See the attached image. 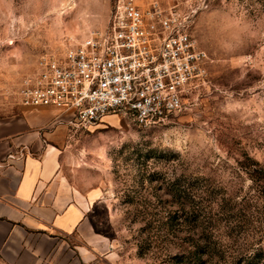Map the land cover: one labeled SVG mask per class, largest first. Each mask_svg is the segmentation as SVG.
<instances>
[{
  "label": "rangeland",
  "instance_id": "1",
  "mask_svg": "<svg viewBox=\"0 0 264 264\" xmlns=\"http://www.w3.org/2000/svg\"><path fill=\"white\" fill-rule=\"evenodd\" d=\"M133 1L185 16L209 58L208 75L176 114L147 127L116 115L71 128L51 124L53 112L42 126L59 152L61 180L85 196L84 215L105 242L93 264H246L259 250L264 260V0ZM115 2L0 0V119L25 110L16 96L21 76L40 57L103 28ZM143 148L176 154L149 160L145 175L199 179L205 191L197 219L166 214L176 204L158 183L140 182L143 171L131 153ZM128 199L155 206L150 230ZM0 264L8 263L0 256Z\"/></svg>",
  "mask_w": 264,
  "mask_h": 264
},
{
  "label": "built area",
  "instance_id": "2",
  "mask_svg": "<svg viewBox=\"0 0 264 264\" xmlns=\"http://www.w3.org/2000/svg\"><path fill=\"white\" fill-rule=\"evenodd\" d=\"M185 16L156 2L116 0L103 28L90 29L21 76L18 104L51 110V124L89 128L105 116L140 127L164 121L207 78L209 58Z\"/></svg>",
  "mask_w": 264,
  "mask_h": 264
},
{
  "label": "crops",
  "instance_id": "3",
  "mask_svg": "<svg viewBox=\"0 0 264 264\" xmlns=\"http://www.w3.org/2000/svg\"><path fill=\"white\" fill-rule=\"evenodd\" d=\"M22 113L0 119V256L8 264H93L105 242L84 215L85 196L61 180L59 152L41 131L52 111ZM71 234L77 243L66 241Z\"/></svg>",
  "mask_w": 264,
  "mask_h": 264
},
{
  "label": "trees",
  "instance_id": "4",
  "mask_svg": "<svg viewBox=\"0 0 264 264\" xmlns=\"http://www.w3.org/2000/svg\"><path fill=\"white\" fill-rule=\"evenodd\" d=\"M138 152H132V156L135 155V159L137 160L136 164L138 165V168L143 171L140 177V182H146L148 184L151 183H158L156 188L158 190H161L164 194L168 195L170 197V200L173 204H176V207L174 210L168 209L166 210V214L169 213H175L179 211L181 214H190L193 216L194 220L198 218V213L202 212L203 209L199 207V201L202 199V195L204 193L205 189L202 184L198 183V178H188L181 175H172L169 178L166 179H160L158 174L156 172H151L145 175V168L146 164L151 159H169V160H175L176 154L171 153L169 157L165 156L161 152H156L151 148H143L140 150H136ZM161 154V155H160ZM253 164L258 165V163L255 160H251ZM251 171V172H250ZM257 171V170H256ZM255 170H249L247 171L248 176H250V179L253 181H259V178H253V173L256 172ZM127 204L136 205L138 206L136 210L141 215V218L144 222V227L146 229L150 230L153 226H151L153 221V215L157 214V210H155V206L151 205L150 202H144L140 203L139 205L137 202H134L133 199H128L125 201ZM155 227V226H154ZM197 259L199 255L203 254L202 252H199ZM195 261V260H194ZM263 253L261 250L254 251L247 259L246 264H263Z\"/></svg>",
  "mask_w": 264,
  "mask_h": 264
}]
</instances>
